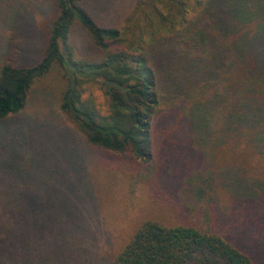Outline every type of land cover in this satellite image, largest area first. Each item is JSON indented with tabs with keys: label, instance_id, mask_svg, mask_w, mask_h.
Masks as SVG:
<instances>
[{
	"label": "trees",
	"instance_id": "16d2710c",
	"mask_svg": "<svg viewBox=\"0 0 264 264\" xmlns=\"http://www.w3.org/2000/svg\"><path fill=\"white\" fill-rule=\"evenodd\" d=\"M33 1L0 0V9H8L0 14V24L15 29L6 43L0 35V133L5 122L12 126L23 112L34 84L55 74L47 89L57 92L60 110L78 130L75 142L110 159L114 171L109 175L121 180L123 198L110 192L116 205L129 221L137 206L153 217L137 215L124 239L113 238L107 213L114 208L100 203L108 194L85 185L80 164L68 175L77 152L59 162L55 148L67 150L65 142L54 141V149L43 154H27L0 136V150L8 152L0 163V178L11 186L0 188V201L7 199L5 190L14 200L21 196L16 183L31 192L43 184L53 185L50 191L57 200L80 205L66 229L53 225L50 214L43 218L60 241L52 257H36L32 264H255L264 242L260 247L258 236L249 243L245 228L264 218V180L257 187L251 180L257 177H248L244 168H259L258 155L264 154V0H135L131 6L120 0L121 5L103 11L90 0H46L44 10L50 12L41 46L32 40L35 28L28 30L38 18ZM76 28L86 45L78 43ZM254 46L259 48L255 57ZM220 122L221 133L232 134L231 151L239 165L214 172L210 153L206 150L204 156L197 143L214 138L218 132L213 127ZM251 122L259 125L253 128ZM244 160L251 166H244ZM217 175L223 199L209 195ZM181 177L187 178L185 183ZM141 185L173 217L192 213L201 223H166L163 208L144 201ZM182 195L194 200L181 207L171 203ZM205 199L208 206L201 208L197 203ZM20 210L18 223L8 221L6 204L0 203V255L6 259L16 258L39 215L28 205ZM87 235L95 245H107L104 256L72 248V242L82 243Z\"/></svg>",
	"mask_w": 264,
	"mask_h": 264
},
{
	"label": "rangeland",
	"instance_id": "374dc122",
	"mask_svg": "<svg viewBox=\"0 0 264 264\" xmlns=\"http://www.w3.org/2000/svg\"><path fill=\"white\" fill-rule=\"evenodd\" d=\"M46 0H34L31 5L33 11L36 12V16L38 17L36 19V24L29 25L28 30L32 27L31 30L35 28V35L33 36L32 40H37L34 41V44L37 46L42 45V41L44 39V24H45V17L47 16V13L50 12V9L44 10V5L43 2ZM91 4L93 7H98L99 11L106 10L107 8H110L112 5L115 7L121 5L120 0H90ZM127 2L129 6H131L135 0H123ZM7 5H5L4 9H0V14H4L3 11L5 12L8 10L6 8ZM114 10V9H113ZM112 10V11H113ZM15 11V10H13ZM10 13V12H9ZM7 14V13H6ZM19 27V25H16ZM16 28V27H15ZM15 29L12 28L11 25L8 27L5 25L0 24V35L1 39H3V43L9 41L11 36L13 35V31ZM78 32H76V38L78 43L80 45H86V38L83 35V32L80 28H76ZM84 36V37H83ZM22 40V39H21ZM38 42V43H37ZM259 52L258 46H254L251 51V55L253 57L257 56ZM56 75L51 74L48 75L46 78L43 80H40L34 84L32 87L29 98H28V103L19 114L17 117V120L14 122H10L13 124L10 126L7 122L4 123L3 127V133H0V136L3 137V140H7V142H12L14 146H18L19 149H22L26 151L27 154H43L44 149H54V141H59V142H65L66 147L69 149L67 150H61L59 148H55L56 154L59 155L60 159H57V161L60 162L62 160L63 162L66 161L70 156H73L77 152V156L72 159L69 163V169L68 170V175L73 176L76 166L80 164L79 167V172L82 173L81 178L86 182V186L88 185H93L96 190L99 193H106L108 194V200L105 197V201H101L100 203L102 206L107 207L108 209L114 208L112 212H108L109 216L111 217V220H109V226H110V232L113 234V238L116 236H120L122 239H124L127 236V230L130 232L132 228L137 224V221L134 223L132 222L133 219L143 214H149L150 217H153L151 215V212H147V210H144L142 206H137L138 210L134 212L132 215V221H129L127 216H125L122 212V207L117 206L115 200L112 198V194L110 192L112 191H117L119 192L121 198L124 196V188L122 190V184L121 180L119 177H112L109 175V173H112L114 169H112V162L110 159H106L101 156V153L97 150H94L95 153H93V149L89 148L86 144L83 147H81L79 144H77L74 140L73 135H78V130L76 127L67 120L65 114L60 110L59 108V102L57 98V92H52L51 90L47 89L49 86L48 84H54ZM48 86V87H47ZM53 86V85H52ZM95 94L98 97V100H100L99 92L95 91ZM104 103V101H102ZM226 113H223L221 117H224ZM15 117V116H14ZM12 117L10 120L12 121L15 119ZM253 128L257 127L259 124L258 123H253L251 122L250 124ZM68 127L70 128L71 132L68 131ZM2 129V125H0V130ZM214 132H218V134L212 138L208 143H206V140L200 141L197 143L198 148L200 147V152L206 156V150L210 153V158H211V163L214 164V168L211 167L214 172L218 170V168H234L237 165H239V162L234 158L232 155V148L233 144L230 142V139L232 137V134L227 132L222 134L221 132H225L222 126V122H220L217 126L213 127ZM252 131V130H251ZM262 131V130H261ZM43 140V142H42ZM83 148V149H82ZM78 150V151H77ZM46 151V152H48ZM53 152V150H50ZM79 152V153H78ZM8 152H3L0 150V163L5 159L7 156ZM70 155V156H69ZM259 157V168L249 170V168H244L245 173L248 175V177H257L255 179H251L253 182H255V185L257 187L263 185L260 183L259 179L264 180V154L258 155ZM244 166L250 167L251 163L250 161H245L243 162ZM57 165V163L55 164ZM49 167V166H48ZM47 165L45 168L48 170ZM173 167L175 169H179V165L173 164ZM174 168H171L172 171H175ZM113 170V171H112ZM6 172V171H5ZM83 172L85 174H83ZM10 176L13 174L7 170L6 172ZM251 175V176H249ZM219 179H216L213 183L212 191H210L209 195L214 196V194L219 195L222 199V193L224 192L223 189L219 188V180L221 179V176L217 175ZM169 177V175H168ZM172 176L170 175V178ZM36 180L39 181H44V183H49L51 180H48L47 178L44 177H35ZM88 179L90 181H88ZM225 180V178H222ZM183 183L187 180L186 177H181L180 178ZM72 181V180H71ZM176 181H179L177 179ZM90 184H89V183ZM109 185L110 189L105 191L104 187ZM178 185V183H176ZM174 186V188L177 189V186ZM53 185H43L39 184V186L36 188L37 191L33 188L32 192L31 190H25L24 186H18L16 183L14 187L17 188V190H21L22 194L21 196L17 197L16 200L15 198L12 197L11 191L10 190H5L4 193L7 195V199L5 201H0L1 204H6V212H7V220L8 221H14L18 223L22 216L23 213L21 212L20 208L22 205H28L32 212L35 213L36 211L39 210V215L37 217H33V219L36 221L35 224L31 225L32 233L31 235L24 237V242H21L20 249L16 253V258L13 256L11 257H6L3 255H0V264H11V262L15 264H32L33 260L38 257L42 258L44 255H48L49 257H52L51 250L53 247L57 245V243L60 241V238L58 234L56 233L55 229L50 226L48 223H45L43 220L44 217L48 216L50 214V219L53 223V225H57L58 228H60V225L66 229L69 224L66 222L69 221L70 223H73V217L76 215L74 213V209L78 210L80 209L79 203L75 204L73 202L69 201H61L57 200L50 191ZM87 186V187H88ZM3 187L5 189H9L11 186L7 182L6 178H0V188ZM180 187H182L180 185ZM140 189L141 191V196H143L144 201L148 200L149 202L152 203V198L150 196V190L148 187L141 185ZM139 189V190H140ZM182 189V188H181ZM219 191V192H218ZM33 194V197H29V193ZM36 193H39L38 195H35ZM181 193V192H177ZM213 194V195H212ZM183 196V195H182ZM184 197V196H183ZM215 197V196H214ZM77 199V198H76ZM107 200V201H106ZM194 200V197L192 196H186V198H182L178 202H173L174 205H178L177 207H181L180 205L184 204L186 201L191 202ZM155 203H152L153 208L157 209V207H162L164 210L162 219L168 224H174V220L176 221L178 219H181L180 222H188V220H193L190 223H201V218L195 215V218L193 217V214H187L186 217L183 215L175 216L173 217V214L169 212V210L166 208V206L159 204L158 202L154 201ZM207 199L204 201H201L197 204L201 208L208 206ZM117 206V207H116ZM116 207V208H115ZM262 205H258V216L262 214ZM120 209V210H119ZM62 212L63 216H60V213ZM153 214V213H152ZM57 220V223L54 221L55 218ZM78 215V211H77ZM52 216V217H51ZM37 218V219H36ZM194 218V219H193ZM60 219V221H58ZM110 219V218H109ZM128 220L125 222V220ZM142 219V218H141ZM140 219V220H141ZM264 218L261 217L259 221H263ZM258 221H252V223L245 228L246 232V240H248L249 243H251L252 240L254 239H249V238H256L260 236L262 238L260 240V247L262 244V241L264 242V230L262 229L263 224H261ZM205 224V221H204ZM232 227H236V224L233 225ZM121 239V240H122ZM63 240V239H62ZM76 241L72 242V248H85L86 249V254L90 255L92 251H100L102 252L103 256L105 255L107 249V245L103 244V241L100 242V244H94L91 242L89 236L87 235L86 238L82 239V243H75ZM62 245V244H60ZM45 246L49 247L48 250H45ZM59 250V248L56 250V252ZM119 250V248H118ZM117 250V251H118ZM1 254V253H0ZM14 258V259H13ZM79 261H84L83 257L78 258ZM255 264H264V253L259 254L258 256L255 257Z\"/></svg>",
	"mask_w": 264,
	"mask_h": 264
}]
</instances>
